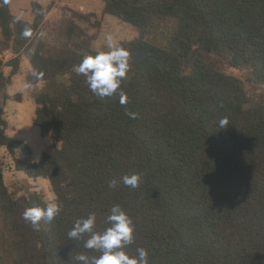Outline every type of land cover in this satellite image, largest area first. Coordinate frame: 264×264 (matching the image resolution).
Here are the masks:
<instances>
[{
    "label": "trees",
    "instance_id": "16d2710c",
    "mask_svg": "<svg viewBox=\"0 0 264 264\" xmlns=\"http://www.w3.org/2000/svg\"><path fill=\"white\" fill-rule=\"evenodd\" d=\"M7 1L0 0V90L12 81L4 67H19L29 39L22 33L33 32ZM102 1L105 13L139 30L120 44L130 52L121 85L127 101L96 97L73 71L98 52L86 37H69L54 52L34 49L28 80L43 83L33 92L34 123L59 144L34 161L25 143L8 136L0 101V151H20L16 170L49 179L62 210L34 231L22 213L48 201L11 191L0 166V264L99 256L83 247L88 234L71 240L67 233L90 213L94 231H104L116 204L134 226L125 252L145 248L149 264H264V0ZM4 50L14 54L9 64ZM223 117L229 124L219 129ZM133 173L142 176L138 188L108 187Z\"/></svg>",
    "mask_w": 264,
    "mask_h": 264
},
{
    "label": "rangeland",
    "instance_id": "374dc122",
    "mask_svg": "<svg viewBox=\"0 0 264 264\" xmlns=\"http://www.w3.org/2000/svg\"><path fill=\"white\" fill-rule=\"evenodd\" d=\"M6 5L14 17L22 23H30L33 32L20 52L18 69L4 67L5 75L11 76L12 81L5 90H0V101L5 108L8 136L25 143L37 162L44 152L53 151L59 142L50 135L43 137L34 123L37 105L33 92L43 86V83L30 84L28 80L33 72L31 56L34 49L44 47L45 50L54 52L69 43V37L78 36L86 37L92 50L107 51L104 39L106 34H112L121 44L137 38L139 30L122 18L105 13L102 0H8ZM1 56L9 64L14 54L4 50ZM14 71L16 74L12 75ZM227 71L241 75L236 70ZM246 89L249 94L253 93L247 84ZM21 157L20 151L15 154L7 149L0 151V166L8 188L18 195L41 193L46 201L55 202L56 195L49 179L29 178L24 172L16 170L15 159Z\"/></svg>",
    "mask_w": 264,
    "mask_h": 264
},
{
    "label": "clouds",
    "instance_id": "9594fccd",
    "mask_svg": "<svg viewBox=\"0 0 264 264\" xmlns=\"http://www.w3.org/2000/svg\"><path fill=\"white\" fill-rule=\"evenodd\" d=\"M30 35L29 29L22 33L24 37ZM104 39L107 51H98L95 56L83 57L79 64L73 67V71L85 77V83L96 97L104 99L118 94L120 103L124 105L127 97L121 85L130 71V52L121 47L112 34H106ZM33 75L39 79L43 73H33ZM125 115L130 119H135L138 114L126 109ZM228 124L227 117L218 121L219 129L225 128ZM141 180L140 173L126 174L121 177L120 181L116 178L111 179L108 187L115 189L122 181L124 186L136 189L140 186ZM61 210L62 206L59 203L48 201L43 207L25 208L22 218L30 224L34 231H39L42 220L51 223ZM106 221L110 227L102 232L94 231L95 213H90L86 218H78L74 222L72 229L67 233L68 238L81 240L85 234H88V238L83 241V247L100 253L99 256L91 257L83 253L77 254L74 257L76 264H149L148 252L145 248H137L135 256H130L125 252V247L134 242V226L129 215L119 204L111 207Z\"/></svg>",
    "mask_w": 264,
    "mask_h": 264
}]
</instances>
